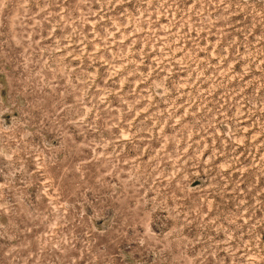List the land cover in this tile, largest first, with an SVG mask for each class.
Returning a JSON list of instances; mask_svg holds the SVG:
<instances>
[{"label": "rangeland", "instance_id": "rangeland-1", "mask_svg": "<svg viewBox=\"0 0 264 264\" xmlns=\"http://www.w3.org/2000/svg\"><path fill=\"white\" fill-rule=\"evenodd\" d=\"M0 264H264V0H0Z\"/></svg>", "mask_w": 264, "mask_h": 264}]
</instances>
